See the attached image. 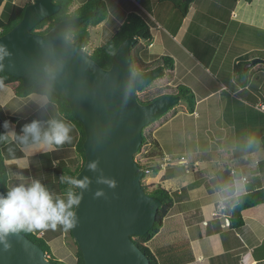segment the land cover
<instances>
[{
    "label": "crops",
    "instance_id": "1",
    "mask_svg": "<svg viewBox=\"0 0 264 264\" xmlns=\"http://www.w3.org/2000/svg\"><path fill=\"white\" fill-rule=\"evenodd\" d=\"M103 1L107 8L106 16L97 25L87 28L89 39H101L113 21L109 5L114 1ZM162 2H169L165 7H168L166 19H160L157 12ZM129 3L122 16L114 21L112 34L128 12L146 15L151 21L144 18L152 35L148 43L149 52L160 57L167 54L174 61L168 86L174 88L181 84L189 87L195 100L193 111L188 113L185 103L180 104L179 101L180 114L171 108L169 113L167 111L153 122L156 126L152 131L147 126L148 143L151 145L155 141L157 146L149 159L152 164L146 165L154 166L156 170H153V176H145L142 181L169 191L173 205L158 232L145 245L158 264H264V203L243 211L242 227H231L229 216L227 220L225 218L228 206L237 197L228 190V185L234 180L243 182L242 194L264 187V148L260 145L257 150H249L244 146L249 135H255L259 141L264 135V111L256 108L258 103H264V59L262 63L251 66L252 77L245 85L240 84L233 68L238 57L257 53L264 47V0H226L225 4H222L223 0H192L185 15L170 1L129 0ZM225 6L229 10L226 19L221 16ZM211 22L223 25L224 32L219 34L222 41L215 48L209 43L213 51L200 58L195 45L197 42L206 44L203 37L209 32ZM231 99L247 105L239 115L233 114L241 116V132L234 126L230 128L231 124L222 119L223 109ZM251 102L255 106L252 109L257 112L254 116L248 108ZM47 103L48 98L44 94L30 93L18 97L0 84V107L4 115L18 118V127L16 122L8 121L17 133L34 119L42 122L52 118L61 120L62 115ZM199 105L203 106L204 113L199 112ZM204 116H209V119L204 121ZM185 122L190 125L192 122L194 126V142L189 141L191 133L181 129ZM200 129L209 136L206 138L209 147L203 153L198 152ZM154 133L158 134L153 139ZM72 136L71 131V139ZM170 141L171 144L180 142L186 152H173L175 147L170 146ZM6 144L10 145L7 154L11 155L5 159L10 185L12 182L20 183L23 178L24 181L38 179L46 186L55 181L57 166L65 163L64 153L74 150V145L69 142L54 150L35 153L21 150L16 142ZM59 154H62L61 158ZM165 155H185V164L176 158L171 164L161 165ZM50 169H54L52 176ZM224 170L230 171V181L221 187L217 175ZM39 171H44L43 174L50 178H37ZM220 204L225 208L215 215Z\"/></svg>",
    "mask_w": 264,
    "mask_h": 264
},
{
    "label": "water",
    "instance_id": "2",
    "mask_svg": "<svg viewBox=\"0 0 264 264\" xmlns=\"http://www.w3.org/2000/svg\"><path fill=\"white\" fill-rule=\"evenodd\" d=\"M59 8L52 0H33L24 7L22 18L0 35V70L20 78L24 87H44L53 97L65 99L83 125L84 162L73 179L87 186L78 187L71 229L83 264H150L132 236L152 227L161 202L144 192L143 169L134 155L144 126L176 105L180 96L162 94L140 101L137 93L164 70L135 71L130 55L135 37L124 39L110 67L104 68L84 51V39L66 36L92 12L58 21L45 32L33 30ZM262 62L254 57L243 70ZM0 264L54 263L38 244L16 231L0 240Z\"/></svg>",
    "mask_w": 264,
    "mask_h": 264
},
{
    "label": "trees",
    "instance_id": "3",
    "mask_svg": "<svg viewBox=\"0 0 264 264\" xmlns=\"http://www.w3.org/2000/svg\"><path fill=\"white\" fill-rule=\"evenodd\" d=\"M54 3L60 5L59 10L52 14L51 16L40 21L33 30L39 32L47 31L54 23L61 21L63 19L73 18L76 16L83 15L88 12H92V15L85 20L83 23L78 25L77 27L67 31L66 36L70 39L82 38L86 41V45L89 42V33L87 28L89 26H95L99 22H101L107 13L106 4L103 0H86L81 5L75 8V10L70 12L69 6L72 0H52ZM170 1L182 14L185 15L188 10L189 4L192 0H164ZM251 1V0H246ZM29 3V2H28ZM27 3V4H28ZM24 6H19L13 3L12 0H0V35L9 31L21 18L23 15ZM129 37H135V43L130 47V55L132 59L133 68L137 72H146L157 67H162L164 73L162 76L154 79H167V81H171L172 73L174 69V61L168 55L158 56L152 54L148 50V43L152 38L150 27L146 20L134 11H130L126 14L123 22L119 25L116 31L111 35V37L106 40L100 46L94 47L88 55L96 61L101 67L108 68L113 59V55L117 47L120 43ZM145 43H147L145 45ZM264 53V47L260 50ZM257 53H253L252 56L243 55L238 57L234 64V71L237 73V78L241 85H245L249 79L252 77V73L250 72V68H247L245 71L243 67L245 63L251 60L254 57H260L264 59V55ZM261 53V52H260ZM259 71V70H258ZM261 71V70H260ZM165 79V80H166ZM153 80V81H154ZM152 81V82H153ZM151 82V83H152ZM150 83V84H151ZM0 84L8 87L15 96L25 97L30 93H39L44 94L48 98V105L54 107V109L59 112V115H62L61 120L67 124L71 131L73 132L72 139L69 141L72 145H74L77 156L81 158L80 164L75 165L71 168L69 165L65 163L61 164L59 169V175L57 174L55 181L46 184V187L50 189V192L54 195V197H58L61 199H67V192L72 191L75 194L79 195V188L73 187L67 183L61 184L59 178L63 175L65 177L74 178L75 174L80 170L83 162H84V150H83V141L85 137L84 128L79 119L74 115V113L70 110L69 105L65 99L56 98L51 95L47 88L44 87H36L29 86L24 87L20 78L13 77L3 71L0 70ZM148 84L146 87H148ZM145 87V88H146ZM172 91L166 93H160L159 95L149 99L142 101L143 103H147L155 99L156 97L162 94H172L179 95L180 99L185 100L187 104V109L189 111L194 110L195 100L194 94L190 90L189 87L185 85H177L176 87L171 89ZM139 98V97H138ZM178 104V103H177ZM5 121H13L18 122V118L13 116L4 115L2 113V109L0 107V133H5L6 130L2 127ZM148 125L144 126L142 130V142L140 148L143 144H146L149 141L148 133L144 134L145 129ZM18 127V124H17ZM71 131L69 135L71 134ZM261 146L264 148V135L260 139ZM153 147L156 149L157 143L152 141ZM13 145V144H12ZM16 145V144H14ZM140 148L138 152L140 151ZM10 149V145L6 144V142H0V193H4L7 187L10 186V178L7 171V167L5 164V159L8 156L7 150ZM152 154V153H151ZM141 169H143V175L141 178V185L144 189V192L148 195L154 196L158 198L161 202L160 207L157 210L155 221L152 227L143 235L132 236V240L134 243L145 253V255L149 258L150 264H158L156 258L151 253L149 248L145 245V243L150 240L160 229L164 217L169 212L170 208L173 205V197L161 186L147 185L142 182L146 172L145 170H156V167L149 166L144 163H141L138 159H136ZM60 165V164H59ZM217 180L219 181V185L221 187L227 186L230 181V171L224 170L222 173L217 175ZM54 189V191L52 190ZM264 203V187H260L255 190L247 191L244 194H241L232 200V203L228 206L227 214L229 216V225L233 228L242 227L244 224L243 220V211L247 208L253 207L257 204ZM64 230L61 226H57L56 230L53 231L51 229L43 231V230H20L19 232L26 235L33 242L38 244L45 253V256L54 264H65L60 259L56 258L50 250L48 241L54 237L61 235ZM41 232V235H38ZM68 234L72 237L71 230H67ZM50 233V234H49ZM73 238V237H72ZM76 244V242H75ZM75 264H83L82 255L76 244V252H75Z\"/></svg>",
    "mask_w": 264,
    "mask_h": 264
},
{
    "label": "clouds",
    "instance_id": "4",
    "mask_svg": "<svg viewBox=\"0 0 264 264\" xmlns=\"http://www.w3.org/2000/svg\"><path fill=\"white\" fill-rule=\"evenodd\" d=\"M2 127L7 130L0 133V142H16L21 150L35 152L50 151L69 142L71 129L62 120L52 118L46 122L32 120L26 123L17 133L13 125L5 121ZM261 142L255 135H249L244 146L249 150L260 148ZM94 169L95 164L90 165ZM61 184L67 183L73 187L86 188L87 182H78L71 177L61 176ZM244 184L234 180L228 185L232 196L242 194ZM101 193H96L100 195ZM67 199L54 197L49 188L38 179H29L18 184H11L4 193H0V240L9 232L20 230H53L57 226L65 231L75 227L74 208L78 205L79 195L67 192ZM227 216H225L227 220Z\"/></svg>",
    "mask_w": 264,
    "mask_h": 264
},
{
    "label": "rangeland",
    "instance_id": "5",
    "mask_svg": "<svg viewBox=\"0 0 264 264\" xmlns=\"http://www.w3.org/2000/svg\"><path fill=\"white\" fill-rule=\"evenodd\" d=\"M13 3L19 5V6H24L25 4H27L28 2H32L33 0H12ZM84 1L86 0H72L71 1V4L69 6V9H70V12L74 11L75 10V6L78 7L79 5H81ZM114 3L113 4H110L109 5V8L112 12V15H113V21L111 22V24L109 25V28L107 29V31L104 33L103 37L98 38H93V37H90L89 39V42L88 44L85 46V49L84 51L86 53H89V51L91 50V47L94 45V46H100L101 44H103L106 40H108L111 35H112V30H114V24L115 22L114 21H117L121 16L122 14L124 13V11L126 10V7L129 3V0H113ZM224 1L226 0H223V3L222 4H225ZM158 4V3H157ZM169 4V2H162L161 6L158 7V10L157 12L159 13L160 15V19H166L165 18V15H166V10L167 8L166 5ZM73 8V9H71ZM228 13H229V10H227L226 6L223 7V11H222V15L223 18H228ZM141 14V12H140ZM143 16V18H145L146 20H149V18L144 15V14H141ZM114 17H116V19H114ZM150 21V20H149ZM151 22V21H150ZM202 26V25H201ZM223 25H221V23H215V22H211L210 23V29H209V32L207 31V33L205 34L204 33V41L206 42V44L204 45L203 42L200 43V42H197V44L195 45L196 46V53L200 52V54L198 55L200 58L203 56L207 57V54L209 52H212V48H215V46H217L222 40L220 37V33L224 32V29L222 28ZM202 27H199V29H201ZM209 38H207V37ZM210 43L211 47H209L210 45H208ZM147 43H145L146 45ZM259 54H262L264 55V53L262 51H259ZM261 52V53H260ZM167 55V54H166ZM252 54L248 55V56H252ZM253 59V58H252ZM263 75V74H261ZM166 78H164L163 80L161 79H157V80H154L148 87L144 88L142 91L138 92L137 93V96L139 97L140 100L142 101H145V100H149L157 95H159L160 93H166V92H169V91H172L171 89V86L169 87L168 85L170 84V80L167 81V79L165 80ZM229 102V101H228ZM180 104L182 103H185L186 105V108H187V104L185 102V100L183 99H180ZM259 104V103H258ZM243 107L244 109L247 108V105L245 103V105H243L242 103L238 102L236 99L233 100L231 99L230 102L228 103V106L227 108L225 109L224 107V111L222 113V119L225 121V122H229L231 124L230 128L232 126L235 127L236 130H238L239 132H241V127H242V121H239L240 117L241 116H234L233 114L236 113L239 115V113H242L243 112ZM255 107L253 102L251 103H248V108L251 109L254 113H252L251 115H255V113H257L255 110H253ZM173 111L174 112H177L178 111L180 112V110H182L181 106L179 104H176L174 105L173 107ZM253 108V109H252ZM199 109V112L200 113H204V108L202 105H199L198 107ZM171 111V108L168 110V113ZM187 112L189 113V109H187ZM3 113V112H2ZM174 114V113H173ZM180 114V113H178ZM202 118V117H201ZM204 121L206 119H209V116H204ZM211 120H213V118H211ZM156 121V120H155ZM175 124V123H174ZM215 124V122H214ZM171 126V124H169ZM156 126V124H154L153 122L150 123L148 125V128L152 131V129ZM184 128L181 127V129H184L185 130V133L188 131L191 133V136L189 138V141L190 142H194L196 140L194 134H193V124L191 122V125L189 122H185L184 123ZM148 128H146L144 131V134H146L147 130H149ZM232 129H230V132H231ZM158 133H154L153 136V139L154 137L157 135ZM176 136L178 137V139H181V135L176 132ZM149 137V136H148ZM206 138H209L208 136V133L206 131H203L202 129H200V133L198 134V140L200 142V149L198 152L200 153H203L205 152L207 149H208V145H207V140ZM152 140V138H150ZM154 142V141H153ZM173 144V142H172ZM171 144V141H170V146L172 147H175L172 148L173 152H182V151H185V148L181 145V143L179 142V144ZM169 150V149H167ZM155 151V148L153 147V144L151 143V145H149V143L147 142L146 140V144H143L140 148V151L137 152L134 157L135 159H138L141 163H144V164H148V163H151L149 162V159L152 157L153 153ZM171 154H174V153H171ZM60 155V158L62 156V154H59ZM169 156H176L174 158V160L176 158H179L180 155H169ZM185 156V155H183ZM205 156V154H204ZM64 162L69 165L71 168H73L75 165L77 164H80L81 162V158L79 156H77V153L75 151V148L74 150L72 149V151L70 150V152L68 153H64ZM152 164V163H151ZM60 166L61 165H58L57 166V173L59 175V169H60ZM44 171H39L37 174V178H44L46 180H48L50 177L46 176L45 174H43ZM54 173V169H50V174L51 176L53 175ZM43 174V175H42ZM155 174V171H151L149 173H146L145 176H153ZM60 176V175H59ZM144 176V177H145ZM143 182V181H142ZM12 184H14L12 182ZM54 191V189H52ZM64 233V235H63ZM50 234V233H49ZM63 235V237H62ZM48 244H49V247H50V250H51V253L56 257V258H61V261H63L65 264H75V252H76V244H75V241L74 239L68 234L67 231H63L61 233V235L57 236V237H54L52 239H50L48 241Z\"/></svg>",
    "mask_w": 264,
    "mask_h": 264
},
{
    "label": "built area",
    "instance_id": "6",
    "mask_svg": "<svg viewBox=\"0 0 264 264\" xmlns=\"http://www.w3.org/2000/svg\"><path fill=\"white\" fill-rule=\"evenodd\" d=\"M256 108H257L258 110H260V111H264V103H259L258 105H256ZM174 158H175V156L165 155V156L163 157V163H162L161 165H163V164H164V165H165V164H171V163L175 162ZM183 161H185V157H184L183 155H181V156L179 157V162H181L182 165L185 164ZM149 171H150V170H148V169L145 170L146 173H149ZM224 208H225V206H224L223 204H220V205L218 206V210H219V211L216 212L215 215H218V213L221 212V210H223ZM225 216H227V215H225Z\"/></svg>",
    "mask_w": 264,
    "mask_h": 264
}]
</instances>
